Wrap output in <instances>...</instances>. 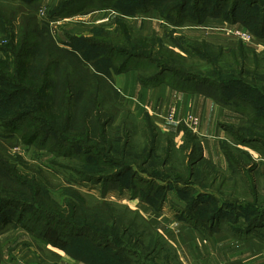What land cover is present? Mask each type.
<instances>
[{
	"label": "trees",
	"instance_id": "obj_1",
	"mask_svg": "<svg viewBox=\"0 0 264 264\" xmlns=\"http://www.w3.org/2000/svg\"><path fill=\"white\" fill-rule=\"evenodd\" d=\"M0 1L32 3V0ZM131 1L140 4L132 9L133 12L145 11L152 5L160 18L174 25L184 21L201 23L206 16L228 17L229 24L239 23L252 35L264 38V15L257 18L254 14L245 15L244 11L238 14L241 0H232L228 8L227 0ZM116 2L100 0L98 5L103 9L115 8ZM245 2H250L249 10L253 5L264 8L263 0ZM114 20L118 42L107 38L103 30L99 34L90 32L88 36H79L84 42L79 47L72 43L75 35L70 36L65 48H59L47 28H39L34 19L23 21L27 27L23 34L9 33L6 30L9 23L0 21V36L6 40V44L0 46L5 52L4 57L0 56V126L10 128L18 123V138L22 143L35 144L71 159L81 157V161L94 162L93 169L72 170L81 180L114 182L129 174L135 181H143L162 191L172 184H182L174 188L195 194L185 211L192 222L196 220L194 224L200 222L203 219L196 217L199 204L206 205L215 197L196 191L197 182L205 185L204 181L209 178L210 182H219L218 186L222 187L225 179L221 171L203 161V168L207 170L199 179L201 171L195 173L193 169L194 162L202 160L199 139L183 125L180 151H189L187 158L191 166L182 163L183 173L174 175V179H163L172 172L169 165L174 147L170 140H165L162 154L155 159L160 135L157 125L147 113L142 116V124L137 123L136 116L122 105L113 77L135 69L138 83L145 87L164 83L177 90H199L245 117L240 126L222 125L238 143L264 147V49L248 53L240 42L225 49L202 39L184 43L174 38L171 40L173 47H168L159 36L134 34L126 22ZM33 31L40 42L36 46L44 47L42 55L38 51L33 54L30 48L27 37L30 40ZM91 50H97L94 51L96 56L90 55ZM103 57L106 62L102 61ZM25 97L30 107H23ZM135 134L139 135L138 141L133 140ZM221 147L230 163V171L240 176L246 192L255 198L256 183L248 175L255 166L244 165L249 157L237 148L228 144ZM66 148L70 151H65ZM21 166L27 163L0 151V234L9 225L19 226L84 264H142L139 258L145 251L142 242L149 225L146 223L139 231L135 221L127 217V211L134 210L126 207L118 211L120 206L106 199H94L93 204H88L86 193L69 185L65 200H51L45 192L49 189L45 171L32 168L29 173ZM186 173L195 185L184 182L182 177ZM232 182L239 183L235 176ZM129 187L132 198L152 204L150 195L141 198L138 187ZM166 194L167 191L159 203L166 199ZM225 207H216L218 212L211 215L210 221L225 220ZM258 219L263 221L264 216ZM248 220L246 231L259 226L258 220ZM79 236H84L88 243L77 244L74 238ZM160 237L156 234L152 248L158 245ZM72 246L78 251H72ZM102 247L110 248V258L99 255L97 251ZM113 251L135 257L130 259L122 254L112 257Z\"/></svg>",
	"mask_w": 264,
	"mask_h": 264
},
{
	"label": "rangeland",
	"instance_id": "obj_2",
	"mask_svg": "<svg viewBox=\"0 0 264 264\" xmlns=\"http://www.w3.org/2000/svg\"><path fill=\"white\" fill-rule=\"evenodd\" d=\"M99 1L100 0H71L70 3H65L63 0H32V3L28 5L19 4L18 2L0 1V21L9 23V25L6 26V30L9 33H11V31L16 33L17 31L23 34L26 32L25 30H27L26 23L23 21H30L31 19H34L39 28H47L49 35L59 48H65V43L66 41L69 42L68 38L70 36L73 37L75 35L76 39L72 43L79 47L84 45V42L80 40L81 38L79 36H88L90 32L93 34H99L102 33L101 31L103 30V32L108 34L107 38H112L114 42H118V39H116L117 36L114 24V19L118 18L121 21L126 22L134 34L142 36H159L163 43L168 47H173L171 41L172 38L179 39L184 43L189 42L190 40L202 39L225 49L232 48L240 42L244 45L248 53L262 51L251 50V46L253 45L254 40H259L260 42L264 41V38L253 35L249 42L243 43L236 37L225 33L222 30L223 27L228 28L240 26L239 23L229 24L226 22L228 17H223V19L221 17L206 16L201 23L184 21L180 25H174L171 22L160 18L158 12L152 5H150L145 11L138 10L133 12L132 9L134 10V7H140V4L136 1L117 0L115 8L108 7L104 9L99 8ZM231 1L232 0H227V8L229 7ZM245 1L246 0H241L240 4L238 5V14L244 11L245 15L254 14L257 16V18H259L261 15L262 18L264 15V8H262V6L253 5L249 10L247 7L250 5V2L248 3ZM116 8L126 13H119ZM62 9L64 11L61 13L60 11ZM128 11L132 12L129 13ZM151 15L154 16L155 20H151ZM205 21H218L219 24L215 25L208 22L205 23ZM240 27L245 29L243 26ZM27 40L31 44L30 48L33 51V54L37 51L39 55L44 54V47L36 46L40 44V42L37 39V34L35 31L31 33L30 40L28 37ZM5 44L6 40L0 36V46ZM94 51L97 50H91L90 55L96 56L97 53ZM4 54L5 52L0 50V56L4 57ZM8 55L12 57L11 54ZM37 57L41 58L39 56ZM12 59L13 58L10 60L12 61ZM102 61L106 62V58L103 57ZM28 97L24 98L25 102L23 107L31 106V104L28 102ZM121 103L128 111L130 110V112L136 116L138 119L137 123L141 125V119L145 112L136 114V112L130 109L128 105L124 104L122 101ZM172 107L175 109V106ZM172 107H170L167 115L168 120L174 119L175 111L174 114L170 112ZM186 121L187 119L182 120L181 124L183 123L190 131L194 132L198 123L196 122L195 124H186ZM223 124H239L220 123V127L229 136V141L223 140L220 143L221 152L225 157V164H217L214 161L202 158V160L194 162L193 169L195 173L201 171L198 173V177L201 179L205 170H207V168H203L202 163L203 161H208L214 166L215 169L221 171L222 176L225 179L223 183L225 184L222 185V187L218 186V184H220L219 182H210L209 178L204 181L205 185L199 184V181L197 182V185L200 186L196 185V191H202L203 193L211 194L215 198L212 200V202L206 205L199 204L198 209L196 210V217L203 220L195 224L190 223L191 217L185 211V207L190 203L191 198L195 194L178 191V189L174 188L178 185L181 186L182 184H172V186L166 190V199L159 203L163 193L166 192L165 190H157L143 181H135L129 174L120 176L118 180L114 182H91L87 180H81L74 172H72V170L93 169L95 166L94 162L90 160L86 162L81 161V157L79 159H71L68 156L56 154L46 149H40L35 144L27 145L22 143L18 138V129L20 127L18 123L10 128H4L0 126V151L5 155L19 157L22 159L24 163H27V166H21L20 168L28 171L29 173H31L30 169L32 168L43 169L45 174L49 177L47 179L48 184L46 183L49 189H46L45 192L47 191V195L51 198V200H65L66 193L68 192L67 186L69 185L74 189L76 188L86 193L87 195L85 194V197L88 204H93L94 199H98V201L106 199L108 201L117 203L118 205H115L120 206L118 211H123L124 208L126 209V207L134 210L127 211V217L135 221L136 225L139 226V231L145 227L146 223L149 225V227L145 229V236L142 242L143 245H146H144L145 251L144 254H141V257L139 258L142 261V264H183L179 259V257L182 258V252H178V249H175L177 247L180 248V244L176 239L187 236H181L179 234H176L175 236V229L173 228L174 225L171 226V229L167 228L166 225H169L167 221L172 223L175 221L177 223H183L189 226L190 224L193 226H205L207 223H215L214 220L210 221L211 215H216L218 212L216 207L223 205L226 206V209L223 211V213L226 215L225 220L217 221L220 223L219 226L221 225L222 228L226 230H230L231 228L238 230L241 229L243 231L247 226L249 221L248 219H253L252 221L258 220L256 223L259 226L250 228V231L246 232H252L255 234V231H258L260 228L264 227V220L261 221V219H258L264 216V147H261L257 144L243 145L238 143L223 128ZM159 134L155 159H157L162 154L166 145L165 140H170L174 147V152L172 153L170 159L171 164L169 165L172 172L168 175H164L162 178L174 179L176 178L174 175L184 172L182 163L185 164L186 162L189 165H187V167L191 166L190 160L187 158L189 157L188 155L190 153L189 151L184 153L180 151L181 142L178 143L170 137L161 135L160 131ZM133 140L138 141L139 135L135 134ZM222 144H228L247 154L249 160L244 165H247V167H252V165L255 166L252 172H248L251 181L256 183L257 196H255V198L253 194L246 192V189H244V185L241 182L242 180L240 179V176L230 171V163L223 153L221 147ZM65 151L70 150L69 148H66ZM74 152L79 154L77 150ZM210 170L213 171L212 169ZM186 175L182 178H184L185 183H188L189 176L187 173ZM234 176L239 182L237 185L232 184ZM68 181L70 183H67ZM190 183L195 185L194 182L189 181V185ZM122 185H124V188L120 189L119 186ZM132 185L134 187H138V195L141 198L144 196L148 197V195H150L149 200L152 202V204L146 203L140 198H132V190H130L131 188L129 187ZM157 203L158 206H156ZM158 220H161V222L157 223ZM158 225L159 227L163 226L160 231L156 227ZM215 226L218 225L216 224ZM156 234L161 236L160 242L155 248H152L151 243L154 241ZM236 235L237 236L234 235V237L237 239H245L238 233ZM255 237L258 239H260V237L263 238L264 232L257 234V236L255 235ZM74 239L77 244L84 245L88 243L84 236L75 237ZM115 241L116 240H114V242ZM115 243L117 245V242ZM70 249L74 252L78 251V249L73 246L70 247ZM110 251V248L102 247L97 252L102 257L110 258ZM0 253V264H84L81 260L68 255L65 251L48 244L39 236L29 233L23 230L21 227L15 225L7 226L0 234ZM113 253L114 255L112 257H117L121 254L125 255V257H130V259L135 257L123 252L113 251Z\"/></svg>",
	"mask_w": 264,
	"mask_h": 264
},
{
	"label": "crops",
	"instance_id": "obj_3",
	"mask_svg": "<svg viewBox=\"0 0 264 264\" xmlns=\"http://www.w3.org/2000/svg\"><path fill=\"white\" fill-rule=\"evenodd\" d=\"M151 20H155L152 15ZM206 22L219 24L218 21ZM261 49H264V41L254 40L251 50ZM113 83L124 104L136 114L143 112L149 114L161 135L170 137L178 143L183 138L182 120L188 115L195 116L198 125L193 133L201 143L202 158L217 164H225L220 143L223 140L229 141V136L220 127V123L243 124L245 118L242 115L231 111L199 90H177L164 83L153 87L142 86L138 83L137 71L133 69L114 75ZM172 106H175L174 119L168 120L167 115ZM159 222L161 220L157 221ZM167 222L169 225L166 227L169 229L174 225L175 236L176 234L187 236L180 237L181 240L176 239L180 248L175 249L182 252V258L179 259L183 264H264V237L260 239L255 237L264 232V227L253 234L246 232L245 229L226 230L219 226L220 223L217 221L207 223L205 226L191 225L196 220L191 221L190 226L175 221ZM216 224L219 227L215 226ZM156 227L159 231L163 228L159 225ZM237 233L245 239L235 238L234 235L237 236Z\"/></svg>",
	"mask_w": 264,
	"mask_h": 264
},
{
	"label": "built area",
	"instance_id": "obj_4",
	"mask_svg": "<svg viewBox=\"0 0 264 264\" xmlns=\"http://www.w3.org/2000/svg\"><path fill=\"white\" fill-rule=\"evenodd\" d=\"M222 30L227 34H230V35L236 37L237 39H239L243 43L249 42L253 37V35L248 30H245V29L241 28L240 26L228 27V28L223 27ZM174 111H175V109H174V107H172L170 112H172V114H174ZM172 114H171V116H172ZM186 119H187L186 124H195L197 122L196 118L193 115H189Z\"/></svg>",
	"mask_w": 264,
	"mask_h": 264
}]
</instances>
